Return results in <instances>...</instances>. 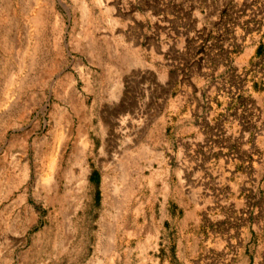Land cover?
Wrapping results in <instances>:
<instances>
[{"label":"rangeland","instance_id":"1","mask_svg":"<svg viewBox=\"0 0 264 264\" xmlns=\"http://www.w3.org/2000/svg\"><path fill=\"white\" fill-rule=\"evenodd\" d=\"M263 27L264 0H0V264H264Z\"/></svg>","mask_w":264,"mask_h":264},{"label":"crops","instance_id":"2","mask_svg":"<svg viewBox=\"0 0 264 264\" xmlns=\"http://www.w3.org/2000/svg\"><path fill=\"white\" fill-rule=\"evenodd\" d=\"M264 33V27H263V30L260 31V34H263ZM250 37H251V34H248L247 36V41L246 43L244 42L242 45V52L240 54V57L237 59L235 58V60H239L241 62V65H247L251 60H256V58H254V54H256L258 52V45H254L253 47H249V40H250ZM264 42V39L262 40ZM253 57V58H252ZM238 61V62H239ZM257 77H252V76H247L246 77V83L248 84V93L249 94H252V97L253 98H256V100L259 99L258 95L259 93L256 92L255 90V85L257 84ZM258 94V95H257Z\"/></svg>","mask_w":264,"mask_h":264},{"label":"bare ground","instance_id":"3","mask_svg":"<svg viewBox=\"0 0 264 264\" xmlns=\"http://www.w3.org/2000/svg\"><path fill=\"white\" fill-rule=\"evenodd\" d=\"M125 155V154H124ZM122 156V155H121ZM127 158V157H126ZM123 162H125V161H123ZM126 162H127V160H126ZM125 162V163H126ZM119 164V163H118ZM127 164H128V162H127ZM121 165V164H120ZM122 165H124V167L126 166L125 164H122ZM130 166V165H129ZM122 167V166H121ZM120 167L118 166V169H119ZM123 169H125V168H123ZM121 170V169H120ZM128 170V169H127ZM125 173V172H124ZM128 173V172H127ZM130 173V172H129ZM126 177H127V175H125ZM127 179V178H126ZM127 180H129V179H127ZM127 180H126V182H127ZM129 182V181H128ZM133 182V181H132ZM131 182V183H132ZM124 185H125V183H124ZM128 185H130L131 186V184H128ZM125 188H127V187H125ZM129 188V187H128ZM127 188V189H128ZM132 188V187H131ZM126 190V189H125ZM127 192V191H126ZM116 206H117V204H116ZM124 207V206H123ZM122 211V210H121ZM121 213V212H120ZM68 226V225H67ZM68 229V228H67ZM67 235H68V233H67ZM69 235H70V232H69ZM114 236V235H113ZM69 238V237H68ZM105 244V243H104ZM104 248H105V246H104ZM108 250V249H107ZM105 253V252H104Z\"/></svg>","mask_w":264,"mask_h":264}]
</instances>
